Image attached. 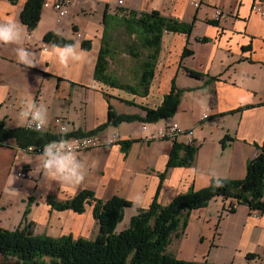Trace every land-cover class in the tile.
I'll return each instance as SVG.
<instances>
[{
	"label": "crops",
	"instance_id": "0c3cea01",
	"mask_svg": "<svg viewBox=\"0 0 264 264\" xmlns=\"http://www.w3.org/2000/svg\"><path fill=\"white\" fill-rule=\"evenodd\" d=\"M25 1L0 0V23L15 19L21 31L18 42H0V121L6 127H24L26 122L19 113L34 99L48 108V124L40 135H55L54 119L58 117L69 126L68 134L76 137V132L106 124L110 107L114 113L143 117V108L158 107L174 85L182 89L176 112L168 119L148 123L147 129L174 122L192 129L196 152L190 166L168 168L172 141L147 139L148 130L141 129V121L109 124L94 135L107 142L118 134L119 140H130L127 148L113 142L84 150L77 157L84 163V179L74 185L52 182L46 188L39 174L32 175L40 153L28 152L9 139L8 144L0 145L1 227L16 228L29 207L27 220L34 223V233L91 240L99 231L91 206L83 213L56 211L47 203L48 197L64 201L86 188L101 200L113 195L124 198L132 204L118 224L124 222L122 230L155 196L167 205L177 194L191 187L200 190L213 178L246 176V163L256 155V144L264 141V0H69L68 13L60 22L57 12L43 5L57 0H44L32 32L19 18ZM116 6L139 13L153 10L192 23L188 35L163 32L154 76L144 96L141 90L136 94L120 90L94 77L104 11L113 14ZM215 9L225 15L216 18ZM47 32L79 42L84 59L63 67L53 45L43 40ZM82 41H89L90 48L84 49ZM20 47L36 54L38 66L28 68L19 62L16 49ZM138 69L130 76L125 74L121 82L134 84ZM185 69L203 76L191 77ZM108 72L120 79L109 66ZM43 140L36 141L43 145L52 141ZM176 140L187 144L189 138ZM21 169L32 178L19 180L15 172ZM138 193L144 202L135 205L132 198ZM229 205L230 200L218 197L205 207L192 209L184 230L179 237L172 236L167 251L182 260L264 264V214L240 204L228 212ZM12 211L18 220L11 217ZM249 253L254 255L252 259H246Z\"/></svg>",
	"mask_w": 264,
	"mask_h": 264
},
{
	"label": "trees",
	"instance_id": "16d2710c",
	"mask_svg": "<svg viewBox=\"0 0 264 264\" xmlns=\"http://www.w3.org/2000/svg\"><path fill=\"white\" fill-rule=\"evenodd\" d=\"M43 1L27 0L23 5L19 18L30 32L36 28L41 17ZM102 25L101 48L94 68L95 79L107 86L135 94L141 90L142 96L147 94L149 83L154 76L163 32L167 30L188 35L192 29V23L162 16L157 11L139 13L123 9L121 6H116L113 14H108L105 10ZM116 25L122 26L123 31L138 42L128 44V50L124 51L136 59H141L134 84L122 83L117 76L108 72V66L119 50L114 46L118 43H111L108 38L111 28ZM43 40L57 46L74 44L73 39L61 37L55 32H47ZM136 45L148 49L144 56L134 50ZM81 46L89 49V41H82ZM187 52V50L182 52V56H186ZM185 72L197 79L203 76L194 70L185 69ZM181 92L182 89L172 85L170 92L165 95L158 107L143 108L145 110L143 117L114 113L110 107L106 124L91 131L76 132L75 135H92L109 124L118 125L134 120L153 124L161 119H168L176 112ZM40 137L44 139L43 141L58 138L56 134L43 137L39 131L27 129L25 126L6 127L4 122L0 121V145L8 144L9 139H14L19 147L27 150L29 146L41 145L42 143L36 141ZM115 143H119L125 150L130 140ZM256 146L257 153L246 163V176L243 179L213 178L200 190L191 187L185 193L177 194L167 205L161 204L155 196L151 205L139 209L129 220L128 226L120 231H117V226L124 219L125 208L132 204L124 198L113 195L107 200H101L86 188L64 201L48 197L47 203L56 211L70 209L75 213H83L87 206H91L94 220L99 227L98 234L91 240L74 239L70 234L57 238L36 234L34 223L27 220L30 212L27 207L16 228L0 226V264H238L177 259L167 251V247L172 236L179 237L184 230L192 209L205 207L218 197L230 200L228 212H233L240 204L248 206L249 210H254L258 214H264V141ZM195 152V141L193 144H184L173 140L167 167L190 166ZM253 256L252 253L246 254V259H252Z\"/></svg>",
	"mask_w": 264,
	"mask_h": 264
},
{
	"label": "clouds",
	"instance_id": "9594fccd",
	"mask_svg": "<svg viewBox=\"0 0 264 264\" xmlns=\"http://www.w3.org/2000/svg\"><path fill=\"white\" fill-rule=\"evenodd\" d=\"M20 39L21 31L15 19L0 23V42H18ZM53 49L63 67L84 59L79 42L63 46L53 45ZM16 52L22 65L28 68L38 66L35 59L36 54L33 51L20 47L16 49ZM19 118L37 130L44 128L48 124L47 105L38 103L34 99L28 101L19 113ZM69 130V126L65 125L61 128V134L66 135ZM39 156L40 162L32 169V175L39 174L46 188H50L52 182L74 185L84 179V163L81 159L77 160V157L80 156L77 146L63 139L53 140L44 146ZM132 202L135 205H140L144 202V198L138 193L133 196Z\"/></svg>",
	"mask_w": 264,
	"mask_h": 264
},
{
	"label": "built area",
	"instance_id": "2783aa9c",
	"mask_svg": "<svg viewBox=\"0 0 264 264\" xmlns=\"http://www.w3.org/2000/svg\"><path fill=\"white\" fill-rule=\"evenodd\" d=\"M69 2H70L69 0H57L53 2L51 5H48L46 2L43 3V5L46 7L50 6L52 9H54L57 12V21L60 22L63 18L66 17L68 13ZM118 3H122V0H118ZM214 13H215L216 18H221L225 15V13L220 9H215ZM204 116H206V114H204ZM54 124L57 130L56 135L58 136V138L54 140L63 139L73 144L74 146H77V151L79 153L87 149L88 150L96 149L102 146L104 147L106 144L121 141L118 139V134H115L113 139H110L107 142H104L101 138H99L97 135H94V134L92 135L84 134L81 136L73 137L72 135L67 136L68 135V132H67L66 135H62L61 128L67 124L63 121V119L58 118V117L54 119ZM25 127L27 129L34 130V131H39V132L43 131V128L37 130L34 126H30L27 122L25 124ZM147 128H148V123H143L141 129L147 131L148 130ZM179 136H187L189 138L188 143H192V144L194 143L193 130L183 129L181 125L178 124L177 122L168 124L166 126L165 125L159 126L152 130H148L147 135H146L147 139L149 140L165 139L168 141L176 140ZM44 146L45 145H42V144L29 146L27 148V151L33 152V153H41ZM16 176L19 178H23L25 180L32 178L29 172L25 171V169L18 170L16 172Z\"/></svg>",
	"mask_w": 264,
	"mask_h": 264
},
{
	"label": "rangeland",
	"instance_id": "374dc122",
	"mask_svg": "<svg viewBox=\"0 0 264 264\" xmlns=\"http://www.w3.org/2000/svg\"><path fill=\"white\" fill-rule=\"evenodd\" d=\"M114 11L115 9L113 10V12ZM111 29L112 30H110L108 34L109 41L111 43H118V44H115L114 46L118 47L119 50H117L118 53H116V57L110 62L109 69L111 71H114L120 77L121 81H124V78H125L124 75L126 74V76H130L133 72V69L138 66L141 60L140 58L136 59L130 54H127V52H124L125 50H128L127 48L128 44L130 45L133 41H134L133 43H136L137 40H135L133 36H129L128 34H126L123 31L122 26L116 25L114 28H111ZM134 50H136L137 54H143L144 56V54L146 53L145 51H147L148 49L142 48L139 45H136ZM127 68L129 69V71L125 73ZM162 122L163 121H161L158 125H161ZM19 180H25V179L19 178ZM15 182L18 183L17 181ZM12 212L14 215H12L11 217L15 220H18V215L17 214L15 215L14 211ZM123 224L124 222L120 224V226H118L117 230L120 231V227Z\"/></svg>",
	"mask_w": 264,
	"mask_h": 264
},
{
	"label": "bare ground",
	"instance_id": "6f19581e",
	"mask_svg": "<svg viewBox=\"0 0 264 264\" xmlns=\"http://www.w3.org/2000/svg\"><path fill=\"white\" fill-rule=\"evenodd\" d=\"M81 136V135H80Z\"/></svg>",
	"mask_w": 264,
	"mask_h": 264
}]
</instances>
